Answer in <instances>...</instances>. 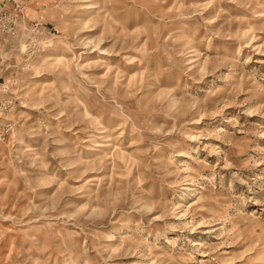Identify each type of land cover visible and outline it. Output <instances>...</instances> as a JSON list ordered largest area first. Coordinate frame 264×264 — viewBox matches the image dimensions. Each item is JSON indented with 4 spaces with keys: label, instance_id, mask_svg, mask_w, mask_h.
I'll return each instance as SVG.
<instances>
[{
    "label": "clouds",
    "instance_id": "obj_1",
    "mask_svg": "<svg viewBox=\"0 0 264 264\" xmlns=\"http://www.w3.org/2000/svg\"><path fill=\"white\" fill-rule=\"evenodd\" d=\"M0 80V264L264 261V0H0Z\"/></svg>",
    "mask_w": 264,
    "mask_h": 264
},
{
    "label": "rangeland",
    "instance_id": "obj_2",
    "mask_svg": "<svg viewBox=\"0 0 264 264\" xmlns=\"http://www.w3.org/2000/svg\"><path fill=\"white\" fill-rule=\"evenodd\" d=\"M83 11L84 10H81L80 12L75 13V15H80L81 12H83ZM92 55H95V54L93 53ZM0 83H3V81L0 80ZM5 227H8V223L7 222L5 223ZM9 235H15V233H9ZM6 253H7L6 242H0V254H6ZM260 264H264V261L260 262Z\"/></svg>",
    "mask_w": 264,
    "mask_h": 264
}]
</instances>
